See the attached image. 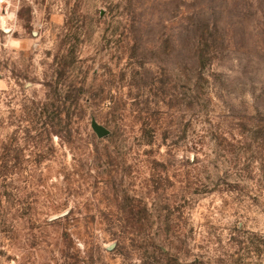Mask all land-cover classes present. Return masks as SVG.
<instances>
[{"label": "rangeland", "instance_id": "obj_1", "mask_svg": "<svg viewBox=\"0 0 264 264\" xmlns=\"http://www.w3.org/2000/svg\"><path fill=\"white\" fill-rule=\"evenodd\" d=\"M0 264H264V0H0Z\"/></svg>", "mask_w": 264, "mask_h": 264}, {"label": "water", "instance_id": "obj_2", "mask_svg": "<svg viewBox=\"0 0 264 264\" xmlns=\"http://www.w3.org/2000/svg\"><path fill=\"white\" fill-rule=\"evenodd\" d=\"M90 126L95 131L94 133H96L99 137L106 136L109 133V130L105 126L99 124L95 120H91Z\"/></svg>", "mask_w": 264, "mask_h": 264}]
</instances>
